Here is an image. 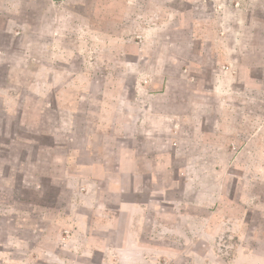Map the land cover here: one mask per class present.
I'll return each instance as SVG.
<instances>
[{
  "label": "rangeland",
  "instance_id": "374dc122",
  "mask_svg": "<svg viewBox=\"0 0 264 264\" xmlns=\"http://www.w3.org/2000/svg\"><path fill=\"white\" fill-rule=\"evenodd\" d=\"M237 9L238 20L245 22L236 26L230 14ZM151 21L157 24L152 58L168 42L179 67L187 60L211 67L212 43L219 42L238 60L239 73L252 66L254 78L264 82V0H0V250L14 246L19 264H264V101L234 100L237 129L230 133L218 126L223 101L206 98L215 112L208 116L204 144L176 146L178 154L198 159L174 157L166 168L156 167L167 157L155 159L154 147L134 144L131 133L113 138L114 129L98 126L105 87L113 92L119 86L129 95L135 81L121 71L106 81L105 66L86 65L85 56L102 55L103 42L132 41L134 29ZM8 25L25 33L11 35L4 30ZM193 40L200 56L191 51ZM26 42L27 58L14 48ZM54 44L62 46L64 58L70 45L79 49L69 62L53 63ZM57 73L60 79H54ZM75 74L76 84L87 81L83 88L90 94L82 95L78 108L90 111L87 119H75L71 135L53 129V105L55 98L59 105L72 98ZM178 134L188 137L190 129L182 127ZM30 138L40 139L37 148L26 142ZM52 142L58 147L50 150ZM122 142L145 158L144 174H118ZM65 143L79 149L82 159L109 167L97 199L87 201L82 188L71 193L60 181L56 204L20 201L18 186L31 185L49 155H64ZM110 179L117 191H146L147 199L123 210L118 192H107ZM27 243L35 244L30 256L24 252Z\"/></svg>",
  "mask_w": 264,
  "mask_h": 264
},
{
  "label": "crops",
  "instance_id": "0c3cea01",
  "mask_svg": "<svg viewBox=\"0 0 264 264\" xmlns=\"http://www.w3.org/2000/svg\"><path fill=\"white\" fill-rule=\"evenodd\" d=\"M230 16L231 23L236 26L243 21L241 19L238 20L239 9L234 14L231 13ZM156 26L157 24L154 23L152 25L151 21L150 25L143 30L141 28L134 29V33L136 34L130 42H125L124 40L117 43L103 42L101 48H99L104 50L102 55L85 56V63L86 65L88 63H96L97 65L105 66L106 81L113 80V74L116 71L133 75L135 85L131 94H123L119 86L117 90L111 92L109 84L101 92V110L99 112L98 126L105 128V130L114 129V132L111 134L113 138L126 137L127 133H131L132 139H135L133 140L134 144L154 147L153 150L156 153L154 154L155 159L161 155H166L167 157L164 160L165 165L157 163L156 167L166 168L170 165L167 161L169 160V163L172 162L174 157L181 158L187 162L198 159L195 156H191V153L178 154L176 146L187 143V141L195 144H204L203 138L208 129V116L210 113L215 112L214 106L206 103V98L215 97L223 101L218 107V126L220 128L228 127L230 133H232V128L237 129L234 124V121H237L233 119V114L236 113L234 100L240 99L245 102H252L257 99L264 101V82L262 79L258 81L254 78L252 66L247 67L245 65L243 72L239 73L238 60L234 59L231 56L232 54L226 51V46L219 42L217 44H214L215 42L212 43L215 56L211 67L205 64H197L193 60L183 62L179 67L178 61L168 50V42H163L159 46L155 58H152L151 51L157 46L154 36ZM4 30L11 35H23L25 33L24 29H14V27L9 25ZM6 45L8 46L9 43L6 42ZM54 45L52 47L54 49V60L52 62L59 64H62V61L64 63L69 62L73 54L75 55L79 49L76 44L70 45V56L69 58H64L65 56L61 54L62 46ZM197 45L193 40L191 42V51L200 56L201 53L195 51L196 48H200ZM17 47L22 49L25 57H28L31 48L29 42L21 43L18 46L15 44L14 48ZM105 54H107V57L104 56ZM28 59L26 64L30 63ZM148 64L152 68L145 70ZM174 69L176 71H173ZM84 71L89 78V68L86 67ZM54 75V79H60L58 73ZM70 75V78L74 77V74ZM77 77L73 78L75 84L71 85L72 98H70L69 102L59 105L55 101V98L53 105L57 115V124H55L53 129L60 132L68 131L71 135L74 132L75 119L80 115L87 119L89 117L88 111H90L87 108L88 110L81 112L78 108V101L82 99V95L88 94L90 96V94L88 93V89L83 88L87 84V81L76 84V82H80L77 80ZM41 79L43 81L46 80L42 74ZM117 79H120V77ZM131 101L134 103H131ZM229 101L233 102L228 103ZM10 111L15 112V109ZM122 116H126L127 119L122 121ZM182 127L190 129L188 137H182L178 134V130ZM23 131L24 128L22 129ZM49 138L53 139L52 137ZM159 138L161 139L160 141H158ZM39 140L38 138H30L29 140L26 139V142L37 148ZM121 144L123 146L121 145L119 148L120 153L116 159L118 174L125 173L126 170L135 175L144 174L145 170L142 160H145V158L139 156L136 153V149L132 150L131 148L124 147L125 142ZM157 144L163 147V149L156 147ZM64 145L65 154L49 155L45 162V170L41 172L43 168L40 167V170L34 174L36 180H33L31 185L20 184L18 186V191L21 194L20 201L25 204H40L41 202H45L44 204H56L59 197L60 190L58 186L60 181L64 182V186L71 193H75L76 189L82 188L84 197L88 193L86 197L87 201L97 199L98 196L96 194L101 191L99 182L101 183L106 177L109 178V167L93 159H82L79 149L68 143ZM57 147L58 144L55 142L49 143L48 146L50 150ZM161 160L159 158L160 162ZM38 162L41 161L38 160ZM128 162L130 163L128 164ZM23 175L24 173H22L21 178H23ZM68 178L70 180L65 181ZM47 181L51 183L48 189L45 188V182ZM107 183V192H118V204H120L123 210H130L136 204H142L144 198L147 199L148 193L146 191L130 189H118L117 191V184L115 185L113 180L110 179ZM131 204L134 206L131 207ZM12 238V240L17 239L20 241V245L24 244L22 242L25 241L24 239H18L15 236ZM26 245L28 246L27 249H24V252L27 251L25 253L26 256H30L34 252L32 247L35 244L27 243ZM11 247H13L12 251L9 248L6 251H3V248L0 250V261L19 264L17 259L12 255L17 250L14 246Z\"/></svg>",
  "mask_w": 264,
  "mask_h": 264
}]
</instances>
